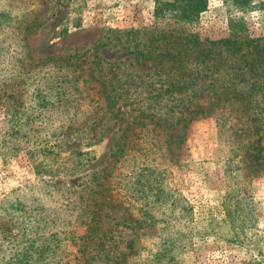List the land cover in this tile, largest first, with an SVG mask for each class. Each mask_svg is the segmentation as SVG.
Wrapping results in <instances>:
<instances>
[{
	"label": "rangeland",
	"instance_id": "374dc122",
	"mask_svg": "<svg viewBox=\"0 0 264 264\" xmlns=\"http://www.w3.org/2000/svg\"><path fill=\"white\" fill-rule=\"evenodd\" d=\"M157 1L172 0H0V231L8 228L14 234L3 241L0 235V264L21 255L26 244L34 264L82 263L75 258L78 246L71 236L78 239L86 226L68 217L62 194L70 186L82 187L110 161L113 192L127 202L123 210L103 211L113 218L104 220L97 246L109 257L107 264L113 260L161 264L162 258L153 254V241L160 234L141 221L128 225L124 219L129 213L141 217L149 208L156 214L177 211L174 202L145 200L157 189L172 201L179 199L182 208L184 198L200 218L208 209L214 217H223L226 159L236 173L238 237L223 222L209 223L208 233H194L192 223L173 217L170 223L183 234L178 264H264V161L255 165L249 161L253 148L264 155V98L257 91L264 79L255 76L256 89L247 91V98L253 99L250 108L241 105L236 110L237 103L228 102L233 106L224 103L222 115L189 113L190 103L214 101L215 88L209 86L195 95L179 96L180 105L171 111L178 122L170 129L151 130V125L138 122L126 125L120 118L125 111L135 114L143 103L142 94L130 85L153 68L123 44L154 24ZM246 1L252 10L244 13L242 32H231L227 25L228 5L238 0H206L198 19L184 27L210 40L230 38L240 44L238 66L243 67L241 53H247L246 61L251 62L253 45L264 43V0ZM35 16L43 20L36 28L31 25ZM234 47L228 44L229 49ZM228 63V74L217 76L218 85L239 81L230 76L235 69L229 66L235 64ZM249 68L245 67L247 76ZM127 71L135 74L127 76ZM97 74L109 78L104 83L117 84L112 92L119 101L110 111L121 112L118 118H111L103 102L105 92L102 82L95 81ZM49 85L65 87L59 104L48 94ZM8 87L13 98L8 97ZM9 126L19 134L4 138L3 130ZM26 148L32 149L35 161ZM72 148L87 153L85 165L69 175L62 162ZM116 148L124 155H117L118 150L113 162L109 154ZM230 200L234 201L232 195Z\"/></svg>",
	"mask_w": 264,
	"mask_h": 264
},
{
	"label": "trees",
	"instance_id": "16d2710c",
	"mask_svg": "<svg viewBox=\"0 0 264 264\" xmlns=\"http://www.w3.org/2000/svg\"><path fill=\"white\" fill-rule=\"evenodd\" d=\"M251 7V3L246 0H238V2L228 5L227 25L231 32L238 30L239 33L246 30L244 13L252 10L250 9ZM205 9L206 0L156 2L154 7V24L145 28L132 40L127 39L124 42L125 44H123L124 47L128 44L129 47L126 49L137 54L142 61L153 64V68L146 71L140 80L137 79L136 83L130 85L135 91L142 94L141 99L143 103L136 108V111H133L136 113L131 114V111H125L124 114H121V112L110 111L115 106V103L119 101V98H116L112 92L117 87V84L109 83L108 85L104 82H108L109 78L100 77L98 74L94 76L95 81L102 82L101 88L105 92L103 102L112 114L111 118L112 116L118 118L121 114L120 118L126 125L138 122L144 126L151 125V130L156 129V127L170 129L178 122V117L171 114V111L180 105L178 103L181 101L179 100V96L188 95L190 92L191 95H195L196 92L202 91L205 87L209 86L215 88L213 93L216 98L213 97L214 101L207 102L204 105L199 102L190 103L192 106L189 113L194 116L205 117L211 116L214 113L215 115H222L221 108H223L224 103L228 102H236L237 105L233 107L236 110L241 105L245 108L253 106V99L247 98L246 95L248 89L252 91L256 89L257 82L255 81L259 78L255 76L264 79V43L260 44L256 42L253 45L252 48L255 50V56L250 59L251 62L246 61L247 53H241L244 66H238V49L240 48V44H235L230 38L210 40L201 36L198 32H193L184 27L185 24H193L198 19L199 14ZM42 21H40L38 16H35L31 25L36 28L37 25L42 24ZM32 26L26 29H31ZM232 35H235V33ZM25 36H23V39ZM231 43H234L235 47L233 49L228 48V44ZM249 45L251 44H246V46ZM227 49L231 51L227 52ZM229 61H233L235 64V66L231 64L229 66V68L235 69L230 73V76H235L237 80L239 77V81L230 80L227 84L222 83L218 85L216 81L217 76L228 74L225 70L228 67ZM247 66L250 67L248 69V76L245 72V67ZM235 71L236 75L234 74ZM134 74L135 72L133 71L126 72L127 76ZM147 78H150V80L147 81ZM247 84L248 88L245 89ZM46 88L52 100L59 104L63 99L62 96L65 95V87L59 88L57 86L54 89L53 86L49 85ZM263 89L264 84L261 90H257L260 92L262 98H264ZM9 90L10 88L8 87L6 91L9 92ZM14 96L13 92L8 93L9 98H13ZM172 102H174L173 105ZM48 104L52 105L53 103L48 101ZM228 104L233 106V104ZM185 108L188 109L187 106ZM7 111L9 112V110ZM8 121L14 122L11 116H8ZM14 128V126H9L6 130H3V137L7 138L8 136L19 134L18 129L15 130ZM164 135H170V132L165 131ZM17 149L18 147L15 148V150ZM118 150L120 154H117ZM170 150L169 148L167 149L169 152ZM253 150L255 151L250 156V164L255 165L258 163V160L264 161V155L259 151L260 149L253 148ZM112 151L109 157L113 158V162L116 161V154L121 155V157L124 155L122 148H116L114 152ZM67 152L63 157L62 169L64 173L73 175L85 165L86 158L84 155L87 152L74 148L67 150ZM26 153L30 159L35 161L36 156L31 148H26ZM234 157H237V155H234ZM229 160L226 159L222 162L227 189L226 197L222 203L223 217H214V213L208 209L203 212V217L200 218L201 214H197L194 206L189 204L184 198L183 203L185 202V204H183L184 207L182 208L179 199L175 198L172 201L166 192L162 191L158 193L157 189L151 195L144 196L145 200L149 204H156L158 202L173 204L174 202L176 203L175 208H177V211L169 209L156 214L149 208L143 212L141 217H134L132 213H129L127 218L124 219L128 225L130 222L136 224L138 221H141L140 225L155 230L160 234V237L153 241L155 246L153 254L155 257L162 258L163 262L161 264H178L179 255L182 254L179 241L183 234H180L182 233L180 231L177 232L175 225L170 223V219L173 217H177L178 219L184 218L189 224L192 223L191 229L194 230V233L199 231L208 233L206 229L209 223L223 222L228 225L229 230L234 233V236L238 237V232L241 228H238V198L234 194L238 190L234 182L236 173L234 172V168H231L230 164L227 163ZM110 164L112 165L111 161L102 167L100 172L96 171L94 175L83 181L84 185L79 187L80 189L78 186H70L62 194L68 217L78 224L86 226L85 232L78 239L75 234L71 236L74 244L78 246L75 258L83 261L80 264H107L109 262V257L102 255V249L98 248V243H96L97 239L102 238L99 230L105 222L104 220L113 218L110 214L103 211L105 209L123 210L127 202V198L118 196V194H114L113 192L111 179L109 178V175H111ZM163 188L165 190L168 189L167 184ZM231 195L234 201L230 200ZM200 225L204 227L199 228ZM123 226H125V223ZM211 234H215V232H211ZM0 235L3 238L2 241L6 238H14L13 232L8 228L1 229ZM113 238L114 235L110 234V239L112 240ZM26 245L21 255L18 254L14 258L12 256L4 260L2 264H34V260L32 262L31 254L28 251L31 246L30 244ZM112 264H120V262L113 260Z\"/></svg>",
	"mask_w": 264,
	"mask_h": 264
}]
</instances>
